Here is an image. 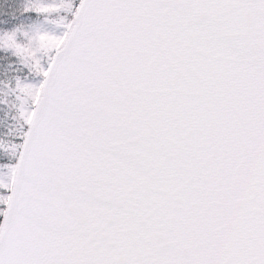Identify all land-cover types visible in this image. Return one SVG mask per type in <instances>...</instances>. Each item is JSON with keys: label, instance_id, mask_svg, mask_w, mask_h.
I'll list each match as a JSON object with an SVG mask.
<instances>
[{"label": "snow or ice", "instance_id": "1", "mask_svg": "<svg viewBox=\"0 0 264 264\" xmlns=\"http://www.w3.org/2000/svg\"><path fill=\"white\" fill-rule=\"evenodd\" d=\"M0 264H264V0H0Z\"/></svg>", "mask_w": 264, "mask_h": 264}]
</instances>
